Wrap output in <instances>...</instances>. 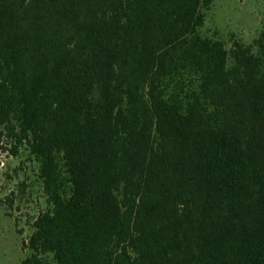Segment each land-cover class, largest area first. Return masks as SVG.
Here are the masks:
<instances>
[{"label": "trees", "instance_id": "1", "mask_svg": "<svg viewBox=\"0 0 264 264\" xmlns=\"http://www.w3.org/2000/svg\"><path fill=\"white\" fill-rule=\"evenodd\" d=\"M213 0H0V134L48 206L23 264H264V29Z\"/></svg>", "mask_w": 264, "mask_h": 264}, {"label": "rangeland", "instance_id": "2", "mask_svg": "<svg viewBox=\"0 0 264 264\" xmlns=\"http://www.w3.org/2000/svg\"><path fill=\"white\" fill-rule=\"evenodd\" d=\"M263 29L264 0H213L202 31L231 48L235 41L253 45ZM13 143L0 134V264L30 256L34 220L48 206L37 161L25 146L14 154Z\"/></svg>", "mask_w": 264, "mask_h": 264}]
</instances>
